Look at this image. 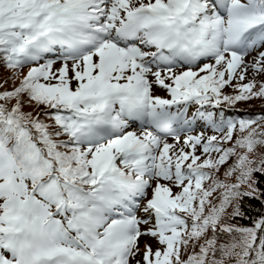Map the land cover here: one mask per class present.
Wrapping results in <instances>:
<instances>
[{
  "label": "snow or ice",
  "instance_id": "obj_1",
  "mask_svg": "<svg viewBox=\"0 0 264 264\" xmlns=\"http://www.w3.org/2000/svg\"><path fill=\"white\" fill-rule=\"evenodd\" d=\"M0 66V264H264V112L211 110L264 101V0H0Z\"/></svg>",
  "mask_w": 264,
  "mask_h": 264
},
{
  "label": "trees",
  "instance_id": "obj_2",
  "mask_svg": "<svg viewBox=\"0 0 264 264\" xmlns=\"http://www.w3.org/2000/svg\"><path fill=\"white\" fill-rule=\"evenodd\" d=\"M27 70L28 69L25 68L24 72L26 73ZM10 75H11L10 72H8L2 66H0V80H3L5 78L9 77ZM257 79L261 80L260 77H257ZM15 83L18 85L19 81L17 80ZM11 87H12V82L9 81V83L7 85H5V88L8 89ZM2 90L3 89H0V91H2ZM224 92L226 94L233 95L234 90L233 89L225 90ZM235 105H237L238 108L242 109V112L241 113H235V114L234 113H228V114H226L228 117L247 118L250 115L260 114V113L264 112V101L259 100V99H254V100L247 101V102L241 101V102L236 103ZM24 111L34 112V109L29 108V107H25ZM223 114H224V112H223ZM261 130L264 131V129H261ZM234 139H235V137H234ZM229 145L232 146V144H229ZM258 151L264 152V148L258 149ZM234 160H235L234 157L231 158L228 161V164H226L225 166H223L221 168V175L224 172V170L234 162ZM255 179L258 181L256 187H258L261 192H264V176H262L260 173H256ZM231 182H235V176L232 177ZM242 190L246 191L247 189L245 187H242ZM242 206H243L244 210L246 211V213L250 216H258L260 213L264 212V205H262L259 200H256V199H253L250 197H244L243 198ZM249 206H251V207H249ZM234 222L241 224V225H249L251 223L250 220H246V219L245 220H237ZM145 243H147V242L142 238L141 242H140L141 248L144 247Z\"/></svg>",
  "mask_w": 264,
  "mask_h": 264
},
{
  "label": "rangeland",
  "instance_id": "obj_3",
  "mask_svg": "<svg viewBox=\"0 0 264 264\" xmlns=\"http://www.w3.org/2000/svg\"><path fill=\"white\" fill-rule=\"evenodd\" d=\"M256 55V53L255 52H253V53H251V55L247 58V59H249V60H251L252 59V56H255ZM59 67V66H58ZM58 67H56V68H58ZM249 75H251V74H249ZM261 78V80H264V77H260ZM246 83V82H245ZM163 92V91H162ZM235 92H233V94H234ZM236 94V93H235ZM162 97H167L166 96V94L164 93V95H162ZM200 129H202L204 132H206L207 131V129H205V127H206V125L203 123V122H200ZM212 133H214L213 132V130H211V129H209L208 130V133H207V135H210V134H212ZM213 135V134H212ZM183 139V138H182ZM172 142H174L173 140H169V143H172ZM225 147H231V145H229V144H226V145H224ZM197 154H199V152L197 153ZM246 188V187H245ZM247 189V188H246ZM174 191H176L175 189H174ZM151 195V193H149V196ZM147 243H152V245H153V248L155 249V248H157L158 247V245H156V243L154 242V241H150V240H148L147 238H143ZM143 248V247H142Z\"/></svg>",
  "mask_w": 264,
  "mask_h": 264
}]
</instances>
